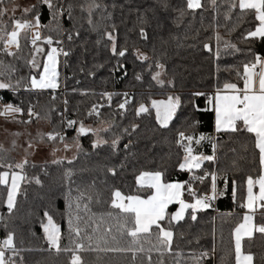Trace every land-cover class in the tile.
Returning <instances> with one entry per match:
<instances>
[{
    "label": "trees",
    "instance_id": "16d2710c",
    "mask_svg": "<svg viewBox=\"0 0 264 264\" xmlns=\"http://www.w3.org/2000/svg\"><path fill=\"white\" fill-rule=\"evenodd\" d=\"M10 1L3 0L0 8L5 9ZM53 2L64 10L58 17L59 29L53 20L52 11L46 5L38 4V0L34 3L38 4L41 24L39 31L42 37L37 45L47 52L52 45H57L55 41L60 40L66 51L71 50L68 57L60 60V83L65 92H62V86L57 90L28 89L27 77L42 71V68L32 69L26 63L33 51L29 35L28 40L21 39L22 51L18 53L21 59L0 51V61L14 65L17 69L12 75V82L24 78L17 93L0 90V95H3L5 101L18 104L22 108L20 122H44L49 129L47 134L59 133L64 137L62 142L78 140L80 147L73 159L43 162L29 160L21 170L26 180L21 184L17 206L12 212H9L6 204L7 187L0 185V241L7 234H14L18 255L12 259L16 264H69L72 253H57L54 248H50L43 232V224L47 222L44 213L48 212L61 229V247L71 246L72 237L68 224V203L71 197L67 192L68 181L64 178L65 172L69 170L74 173L73 188L76 185L83 187L95 180L96 190L103 191L105 201L110 198L113 188H119L128 195L149 196L152 190L139 189L136 184V177L143 171H161L165 182L189 181L193 173L179 168L184 150L177 143L178 132L186 131L191 134L193 130L188 125L193 120H198L195 136L205 134L214 139L211 142L205 140L200 145L193 144L194 153L212 155L213 144H216L217 159L205 161L200 169H194L193 172L195 175L217 173V191L224 194L216 199L212 208L198 212L197 221L187 218L175 226L173 253H165L163 257L157 252L150 255L153 264L161 258L164 264H177V261L180 264H193V255L199 256L202 251H208L210 255L203 257L201 264H235L232 233L244 216L245 208L241 205L246 200L247 179L250 176L256 179L261 173L259 151L254 146V136L245 131L217 133L214 112H194L190 94L196 91L207 94L223 88L226 82L243 85L237 76V72L243 71L242 65L252 61L254 54L264 56V40L256 39L246 43L244 39L249 30L258 26V21L251 14L237 20L240 10L230 9L227 0H218V12L206 0H202L205 8L195 12L186 10V14L180 19H177L178 9H186L185 0H168L169 7L166 10L161 7L162 0H96L100 7L93 9L91 15L88 11L91 0ZM69 5L71 16L67 11ZM36 14L11 15L7 12L2 17V22L11 31L13 18L31 20ZM141 14L149 21L143 25L148 33L147 40L139 32L141 25L138 16ZM89 19L92 24H89ZM112 25L117 29L118 45L127 46L129 49L125 57H113L106 46L108 41L103 34L111 31ZM233 26L234 30L229 31ZM69 31L80 33L74 42L67 40ZM217 32L225 40L237 45L240 51L224 55L219 60L215 59L212 53L204 49V44L209 43L215 47L214 37ZM48 37L53 39L51 46L44 42ZM2 47L3 42L0 41V48ZM137 49L149 59L138 60L135 54ZM44 58V55L37 56L41 65ZM118 60L124 67L115 71L114 66ZM157 61L165 65L160 77L164 81L163 85L152 79L156 71H161L155 67ZM137 75L143 78L137 80ZM169 81H173L175 86ZM103 93H112V100L109 102ZM124 93L129 94L130 103L126 105V109H120L118 105L125 99ZM169 95H180L183 105L168 128H163L156 119L151 101L164 100ZM206 101V96L194 98L195 104L201 109L209 107ZM140 104L148 107L149 112L137 116L136 110ZM29 107H34L33 110L39 116L29 117ZM94 107L99 115L93 112ZM65 115L78 121L72 129L66 128ZM79 122L99 130L98 135L90 132L78 136ZM132 125L138 127L133 131ZM125 129L128 131L125 132ZM117 137L119 144L114 151L111 141ZM98 139L108 143L94 148L93 144ZM110 167L117 169L116 176L107 171ZM4 170L13 171L18 168H9L1 163L0 172ZM37 178L41 181L40 184L35 183ZM210 184V177L203 183L192 182L198 194L208 193ZM77 194L73 191L72 197ZM184 199L192 201L187 192ZM176 207L177 204H172L168 211L174 212ZM91 208L96 213L94 219L100 223V230L95 235L104 236L109 242L107 246H115L112 236L120 240L119 246H127V241L131 238L120 239L115 220L106 215L103 222L99 220L102 214L112 211L115 215L118 210L111 209L108 203H93ZM255 222L264 223L260 212L256 214ZM95 226L93 223L86 231L92 234ZM81 227H84L82 222ZM108 228H111L110 233L106 231ZM142 243L145 248L150 246L144 241ZM243 243L245 251L254 257L253 264H264V235L255 233L253 239L245 238ZM101 247L105 245L101 243ZM80 255L86 264H141V261L147 264L144 253H138L135 262L132 261L130 252L85 251ZM6 256H12V253L6 252Z\"/></svg>",
    "mask_w": 264,
    "mask_h": 264
},
{
    "label": "snow or ice",
    "instance_id": "6c2138e0",
    "mask_svg": "<svg viewBox=\"0 0 264 264\" xmlns=\"http://www.w3.org/2000/svg\"><path fill=\"white\" fill-rule=\"evenodd\" d=\"M208 4L215 10L219 11L218 0H206ZM230 5V9L238 8L240 15L237 20L242 19L244 16L251 14L255 21H258V26L254 30H249L247 35L244 37L245 42L260 39L264 40V0H227ZM3 0H0V4ZM186 9H178L179 17L182 18L186 14V10L195 12L197 9L205 8V3L202 0H185ZM38 4L46 5L52 11L53 20L57 23V29H59L58 17L63 14V8L58 7L53 0H38ZM38 4H33L29 7L23 8L24 13L37 14L33 16L31 20L15 19L13 18L12 30L8 31L7 27L2 22V17L6 15L7 9L0 8V41L3 42V47L0 51H3L8 56L21 59L18 53L22 51L21 39L28 40L30 35V42L33 47L31 58L26 61L32 69H40L36 75L30 74L27 77L28 89L29 90H46V89H57L59 87V71L58 65L60 63L59 57H68L71 50H65L63 47H50L49 51H45L43 47L37 45V42L42 39L40 34V15L38 13ZM100 5L96 3V0H91L89 4V15L95 8H99ZM161 7L167 9L169 7L168 0H162ZM14 11V10H13ZM69 16H71V5L67 9ZM140 22V36L147 40L148 33L143 25L149 23L148 19L144 14L138 16ZM89 24H92L89 19ZM230 28L229 31L234 30ZM111 31H105L103 36L108 41L109 51L113 57H125L129 51L127 46H119L118 38L116 35V26H111ZM35 30V31H33ZM23 34V35H22ZM78 31H69L67 33V40L74 42L76 37H79ZM216 44L213 47L209 43L204 44V49L209 53H212L214 58L219 60L224 55H232L235 52H239L240 49L237 45L232 44L230 41L225 40L218 32L214 37ZM47 45L53 44V39L48 37L44 41ZM57 45L61 44L62 41H55ZM99 44L100 41H97ZM15 48L16 51H11ZM136 58L141 61H147L149 57L141 52L139 49L136 50ZM38 55H44L45 61L41 65L38 60ZM103 65H101L102 67ZM124 65L117 61V65L114 66L115 71H119ZM152 66H149L151 68ZM155 67L161 71H156L152 75V79L163 85L164 81L160 79L162 71L165 68L163 63L158 61L155 63ZM242 73L237 72V76L242 80L243 86H238L237 83L226 82L223 88H217L214 94L207 95L204 92L196 91L192 92L190 96L193 98L190 102L192 103L193 111H212L215 114L214 127L217 133L220 132H231L237 133L245 131L254 136V146L259 151V164L261 166L262 173H264V56L255 55L254 59L250 62L242 65ZM258 69V70H257ZM17 69L14 65L4 64L0 61V90H9L13 94L17 93L22 86L23 77L16 79L15 83L12 82V75ZM137 80H141L143 77L137 75ZM170 84L174 85L173 81H169ZM103 96L107 97L108 101L112 100V93H103ZM125 99L118 105L120 109H126V105L130 103L128 93L123 94ZM206 96L207 105L206 109H201L199 105L195 104L194 98ZM67 103V101H65ZM183 105L182 97L180 95H169L164 100H152L151 107L155 109L156 119L161 127L168 128L169 123L177 117V113L181 110ZM22 108L13 102L5 101L3 95H0V116L13 117L17 113H21ZM93 112L99 115L95 107ZM149 112V108L144 104H140L136 110V115L139 116L142 113ZM29 117L36 116L33 108L29 107L27 110ZM92 112L89 113L91 115ZM23 123H30L31 120L22 121ZM78 123L76 120H68L67 126L73 127ZM199 124L198 120H193L188 125V128L192 129L191 134L186 131L178 132L177 143L183 148L184 156L183 161L179 164L180 170L188 171L193 173L189 181H176V182H165L163 179V173L161 171H143L136 177V184L139 189H150L153 190L152 194L147 198H142L140 195H128L123 193L119 188H113L111 190L110 198L105 201L103 199V191L96 190V182L85 184L83 187L76 185L72 187L75 181L72 180L74 173L69 170L65 172L64 178L68 181V196L71 197L68 203V224L70 235L72 237L71 246L61 247L62 233L59 225L53 221L52 215L45 212L44 215L47 218V222L43 224V232L45 239L50 246L54 248L57 253L59 252H70L72 253L69 264H86L81 252L85 251H100V252H122L132 253V261L137 260L138 253L146 254L147 264H153L150 253L157 252L161 257L165 253H173L174 243V228L180 222L189 218L195 222L198 219L197 213L202 210H207L213 207L212 202L215 201L219 196H222L223 192L217 191L216 181L218 179L217 173L205 172L203 175H195L193 170L200 169L205 161H215L217 159L215 155L216 144H213V154L205 155L203 153L194 154L195 145H200L203 141H212L214 138L211 135L201 134L198 137L195 136L194 130ZM138 125H132L133 131ZM128 130L125 129V132ZM94 133L98 135L99 130L92 129L79 122L77 129L79 135H87L88 133ZM14 135H19L18 133ZM43 138V137H42ZM61 141L64 137L59 133H48L47 139L55 141L57 139ZM14 143V142H13ZM108 143L103 139H98L93 147H99L102 144ZM119 144V138H115L111 141V147L115 151ZM32 144H29V148ZM68 144H65V148H69ZM77 147H79L77 143ZM127 148L128 145H125ZM2 150V146H0ZM28 163L25 159L22 163L16 164L15 168L23 170L24 166ZM59 163V161H54ZM9 168L12 166L9 165ZM113 176L117 175V169L115 167L107 168ZM210 177L211 184L206 194H198L193 188L192 182L199 181L204 182L205 179ZM26 180L24 175L18 172L8 171L0 172V185L7 187L6 203L9 212H12L17 206V196L21 191V182ZM35 183L40 184L41 181L37 178ZM259 186L258 193L253 191L255 186ZM78 193L75 197H72V192ZM185 192L192 197V201L189 202L184 199ZM233 197H235V191H233ZM87 201V202H85ZM93 203H108L111 209L118 210L114 215L112 211L102 214L99 217L100 222L104 221L105 215L116 221V230L119 233L120 239L124 237H130L127 241V246H119L120 240L116 236H112V240L115 246H107L108 240L104 236L97 237L95 234L100 230V223H97L94 219L96 213L92 212L91 205ZM172 204H177L179 207L175 212H169L168 208ZM241 207L247 209V212L242 217L240 223L233 230L234 239V255L235 264H253V255L250 252L245 251L243 241L245 238L251 240L255 233L264 235V223H256L255 217L259 210L264 209V174L259 175L258 178L248 177L247 179V195L245 202ZM84 213V215H81ZM261 218L264 219V212H260ZM87 217V219L85 218ZM2 219V217H0ZM81 222L84 227H81ZM95 223L96 226L92 228V234H89L86 229L91 227ZM111 232V228L106 230ZM146 242L149 247L145 248L144 243ZM154 241V242H153ZM87 242V243H85ZM101 243L105 247H101ZM95 244V247H93ZM6 252H11L12 256H6ZM215 252V248L212 249V253ZM18 255L16 246L14 244V234L9 233L7 237L0 241V264H16L13 256ZM179 255V253H176ZM208 251H202L199 256H192L193 264H201L203 257L209 256ZM143 264V261H141ZM155 264H164V260L161 258L155 262ZM177 264H180L177 261Z\"/></svg>",
    "mask_w": 264,
    "mask_h": 264
},
{
    "label": "rangeland",
    "instance_id": "374dc122",
    "mask_svg": "<svg viewBox=\"0 0 264 264\" xmlns=\"http://www.w3.org/2000/svg\"><path fill=\"white\" fill-rule=\"evenodd\" d=\"M36 0H11L9 5L5 7L8 13L11 15H22L24 12L23 8L33 5ZM14 10V11H13ZM51 47H55L52 45ZM63 58L59 57V61ZM46 57L44 58L45 61ZM43 61V62H44ZM59 75V87L62 86L60 83L61 71L60 63L58 65ZM57 88V89H58ZM55 89V90H57ZM53 90V89H46ZM21 113H17L15 118L5 117L3 118L4 122L0 123V164L3 163L5 166L11 165L15 167L16 164L22 163L25 159L28 158L36 151V145H47L49 147V157L39 158V155H36L38 160H55V159H73L80 147V142L77 140L75 142H62L61 140L51 141L47 139V126L44 122L30 123L24 125L21 121ZM2 118V116H0ZM6 121V122H5ZM9 126V127H8ZM47 130V131H46ZM18 133L19 135H14ZM43 137V138H42ZM14 142V143H13ZM32 144V147L29 148V144ZM39 143V144H38ZM77 143L79 147H77ZM65 144H68L70 147L65 148ZM37 154V153H36ZM195 154V153H194ZM35 161V160H33ZM40 162V161H38ZM43 162V161H41ZM153 192V190H152ZM152 194V193H151ZM150 194V195H151ZM142 198H147L141 196ZM170 207V206H169Z\"/></svg>",
    "mask_w": 264,
    "mask_h": 264
},
{
    "label": "crops",
    "instance_id": "0c3cea01",
    "mask_svg": "<svg viewBox=\"0 0 264 264\" xmlns=\"http://www.w3.org/2000/svg\"><path fill=\"white\" fill-rule=\"evenodd\" d=\"M258 70V69H257ZM239 86V85H238ZM243 86V85H242ZM242 86H240V87H242ZM3 118H5V117H3L2 116V118H0V123H2V122H4V120H3ZM6 122V121H5ZM24 125H27V124H24ZM9 127V126H8ZM47 130H49L48 128H47ZM46 130V131H47ZM0 142H1V139H0ZM39 144V143H38ZM36 151L28 158V160L27 161H29V160H31V161H33V160H35V161H45V159L44 160H38V158L36 157V155H39V158H41V159H43V157H49V147L47 146V145H36ZM37 153V154H36ZM1 156V155H0ZM4 171H8L10 174H11V172H13V171H15V172H18V173H20L21 175H23V173H22V171H21V169H18V170H13V171H9V170H4ZM3 171V172H4ZM261 174H264V173H262V170H261V173H260V175ZM259 177V176H258ZM23 182V181H22ZM22 182H21V184H22ZM253 191L255 192V193H258V191H259V186L257 185V186H255L254 187V189H253ZM7 204V203H6ZM262 211H264V209H261V210H259L258 212H262ZM247 212V209H245V211H244V215H245V213ZM257 212V213H258Z\"/></svg>",
    "mask_w": 264,
    "mask_h": 264
},
{
    "label": "built area",
    "instance_id": "2783aa9c",
    "mask_svg": "<svg viewBox=\"0 0 264 264\" xmlns=\"http://www.w3.org/2000/svg\"><path fill=\"white\" fill-rule=\"evenodd\" d=\"M55 47H63V48H64V45H63V44H59V45H56ZM64 49H65V48H64ZM62 57H63V56H62ZM61 90H62L63 93L65 92V88H64L63 86H62ZM216 90H217V89H216ZM216 90H213V91H211V92H208L207 95H212V94H214ZM128 98L130 99V97H128ZM32 108L34 109V107H32ZM68 120H72V119H70L69 116L65 115V116H64V121H65V123H66V128H67V129H72L73 127H68V126H67V121H68ZM212 204H213V206H214V205L216 204V200L213 201Z\"/></svg>",
    "mask_w": 264,
    "mask_h": 264
},
{
    "label": "water",
    "instance_id": "95a60500",
    "mask_svg": "<svg viewBox=\"0 0 264 264\" xmlns=\"http://www.w3.org/2000/svg\"><path fill=\"white\" fill-rule=\"evenodd\" d=\"M178 207H179V206L177 205V207H176V209L174 210V212L177 210ZM186 219H187V217H186ZM186 219H185V220H186ZM185 220H184V221H185ZM184 221H182V222H184ZM180 223H181V222H180Z\"/></svg>",
    "mask_w": 264,
    "mask_h": 264
}]
</instances>
